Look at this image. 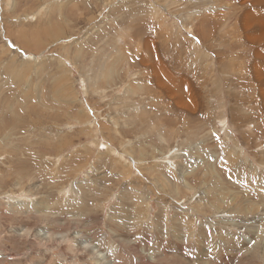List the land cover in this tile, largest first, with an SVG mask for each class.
<instances>
[{"label":"rangeland","instance_id":"rangeland-1","mask_svg":"<svg viewBox=\"0 0 264 264\" xmlns=\"http://www.w3.org/2000/svg\"><path fill=\"white\" fill-rule=\"evenodd\" d=\"M0 264H264V0H0Z\"/></svg>","mask_w":264,"mask_h":264}]
</instances>
